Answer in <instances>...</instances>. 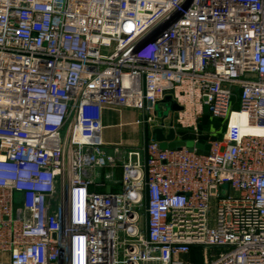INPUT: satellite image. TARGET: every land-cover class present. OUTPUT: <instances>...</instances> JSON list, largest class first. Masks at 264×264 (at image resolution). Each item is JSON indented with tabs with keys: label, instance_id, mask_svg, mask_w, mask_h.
<instances>
[{
	"label": "built area",
	"instance_id": "2783aa9c",
	"mask_svg": "<svg viewBox=\"0 0 264 264\" xmlns=\"http://www.w3.org/2000/svg\"><path fill=\"white\" fill-rule=\"evenodd\" d=\"M122 109L209 150L106 146ZM0 264H264V0H0Z\"/></svg>",
	"mask_w": 264,
	"mask_h": 264
},
{
	"label": "crops",
	"instance_id": "0c3cea01",
	"mask_svg": "<svg viewBox=\"0 0 264 264\" xmlns=\"http://www.w3.org/2000/svg\"><path fill=\"white\" fill-rule=\"evenodd\" d=\"M143 113L128 109L104 110L102 113V140L107 145H119L122 150L142 151V162L144 161V126L137 124L142 121ZM128 129L125 133L124 130ZM107 151H112V147H106ZM97 181H105L111 191L120 190L121 170H102L96 172ZM94 189V188H93ZM95 190V189H94ZM101 190H99L100 192Z\"/></svg>",
	"mask_w": 264,
	"mask_h": 264
},
{
	"label": "water",
	"instance_id": "95a60500",
	"mask_svg": "<svg viewBox=\"0 0 264 264\" xmlns=\"http://www.w3.org/2000/svg\"><path fill=\"white\" fill-rule=\"evenodd\" d=\"M164 102L171 104L170 106L171 112L180 110V108L176 104L171 103L169 97H166L164 99ZM144 119H146V114L144 115ZM143 126H144V142H143L144 162H146L147 160L146 147L150 139H154L156 142H158L159 147L162 150L175 149V148H181V147H186L189 149L195 148L198 154H203V155H206L207 151L209 150L208 145H203L199 143L194 144L193 141H186V142L176 141L175 133L172 129H170L168 133L166 134L164 133L162 129H159V128H155L151 130L147 123H144ZM106 192L109 193V188H107Z\"/></svg>",
	"mask_w": 264,
	"mask_h": 264
},
{
	"label": "rangeland",
	"instance_id": "374dc122",
	"mask_svg": "<svg viewBox=\"0 0 264 264\" xmlns=\"http://www.w3.org/2000/svg\"><path fill=\"white\" fill-rule=\"evenodd\" d=\"M156 109L158 110L159 107L156 106ZM232 109H233V110H236V109H237V105L235 104V105L232 107ZM205 118L208 119L209 121H211V122H212V126H214V127H215L216 125H218V124H221V125H222V123L224 124L223 121L218 120V119H213V118H211L209 115H205ZM202 122H203V121H202ZM224 130H225V128H224V126H223V129H222L221 132H218L217 130H215V132H214V131H207V130H204L203 133L205 134L207 140H208V139H212V138H213V139H220V138L222 137V135L224 134ZM124 132L127 133V132H128V129H125ZM63 135H64V133H62V136H63ZM193 260H194L195 263H198V262H200V257H199L198 255H193Z\"/></svg>",
	"mask_w": 264,
	"mask_h": 264
},
{
	"label": "trees",
	"instance_id": "16d2710c",
	"mask_svg": "<svg viewBox=\"0 0 264 264\" xmlns=\"http://www.w3.org/2000/svg\"><path fill=\"white\" fill-rule=\"evenodd\" d=\"M223 126H224V124L222 123V125L218 124L214 127V126H212V122L204 117L203 122L201 123L200 129L202 132L204 130L214 131V132H215V130H217L218 132H221L223 129ZM224 128H225V126H224ZM203 139L206 140V136H204Z\"/></svg>",
	"mask_w": 264,
	"mask_h": 264
},
{
	"label": "bare ground",
	"instance_id": "6f19581e",
	"mask_svg": "<svg viewBox=\"0 0 264 264\" xmlns=\"http://www.w3.org/2000/svg\"><path fill=\"white\" fill-rule=\"evenodd\" d=\"M241 132L242 133H252V134H255V135H262L263 134V132L260 131V130H247V129H244V128L241 129Z\"/></svg>",
	"mask_w": 264,
	"mask_h": 264
}]
</instances>
